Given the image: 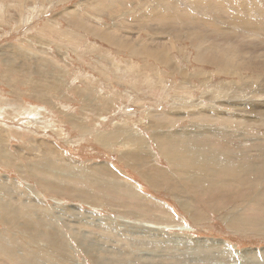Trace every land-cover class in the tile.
<instances>
[{"label": "rangeland", "instance_id": "374dc122", "mask_svg": "<svg viewBox=\"0 0 264 264\" xmlns=\"http://www.w3.org/2000/svg\"><path fill=\"white\" fill-rule=\"evenodd\" d=\"M243 9L240 0H0V264H264V232L232 234L221 221L229 198L249 189L228 184L195 201L192 189L184 204L198 223L171 197L174 172L196 166V136L211 157L205 178L233 167L260 185L264 76L216 40L236 17L246 22L235 16ZM163 44L169 60L159 62ZM198 51L208 56L197 61ZM234 94L256 101L244 108ZM155 126L178 150L160 148ZM135 141L146 157L133 167L123 154ZM187 152L188 166L178 158ZM251 212L264 218V208Z\"/></svg>", "mask_w": 264, "mask_h": 264}, {"label": "crops", "instance_id": "0c3cea01", "mask_svg": "<svg viewBox=\"0 0 264 264\" xmlns=\"http://www.w3.org/2000/svg\"><path fill=\"white\" fill-rule=\"evenodd\" d=\"M4 79H5L6 86L8 87L9 75H4ZM20 82H21V79H17V80H15V84L14 85H18V83H20ZM12 83H11V85H13ZM30 84H31V86H34L35 85V83H30ZM34 90H35V87L33 88V91ZM36 93H38V92L36 91ZM167 123H170V122L168 121ZM158 129H159V127H156L155 126L154 139H156L157 141L158 140H161V142H164L162 139H166V140H169L170 139L171 134H159L160 130L158 131ZM175 134H173V135H175ZM176 136L180 137L181 138V141H183V142H184V139L188 140L186 136L183 137L180 133L176 134ZM214 139H215V135H213L211 137V140L212 141ZM161 142H159L162 145V146H160V148L161 149L164 148V150L166 151V153H168L170 151L172 152V150H174V149L175 150H178V144L175 143L176 141H172V143H166V142L161 143ZM192 142H195L197 144V146L195 148V155H196L195 156V159H196V162H197L196 163V166L195 167H192V168L190 167V169H194V170L181 169V167H180V170L181 171L178 169V172L175 173V176H176L175 179L178 180V178H179L178 183L174 182V180H173L174 185L176 187H180L179 188L180 189V192H179V196L178 195H174V196H171V197H177V196L179 197V205L178 206H179L180 210H182L183 214H185V212L183 210V206H185V204H187V203L188 204L192 203V201H189V199L187 198V200L189 202H186L184 204L185 198L188 196V194L190 193V191L192 189H194V197L196 196L195 199H194V201H195L196 198H197V195L201 191H206L207 189H210V188H217V187H221V186H226L228 184H230V185H238L239 188L241 187L242 189H249L250 190L249 198L248 199L245 198V197L238 198V196L235 197V198L233 197L234 199L229 198L228 203H225V205H224V206H226L227 211L225 212V215H223L221 217V221L223 222V224L226 226V228L232 234L252 232V231L255 234H257L259 232H264V231H260L263 228H260V230L258 228L259 226H261L263 224L264 218L262 219V218L255 217V216L254 217L251 216V217H248L247 218V215H246L247 214V208H248V210H249L250 213H253V212H251V210L254 207L257 208V206H258V207L264 208V180L262 179L264 177V173H262V175H259L260 176V182H259L260 185L256 189H253V178H252V174H247L246 172L243 173V174L242 173L236 174L234 172L236 170L233 167H231V169L228 170V171H216V172H214V178H213V181H211L212 179L209 176L210 171H208V174L206 175V178H205V170H203L202 169V166H201V162H204L205 161V159L202 158L203 157L202 154L205 153V152L203 153V150H204L203 149V144L198 140V136H196V139H194V141H192ZM207 143H209V142H207ZM134 144L137 147L135 150H132V151H134V154H132V152H128V153L123 154V156L125 158L129 157L130 160L132 159L133 167L137 165L135 163H136V160H138L139 157H140V159L146 157L145 152L142 151V144L140 142H138V141H135ZM192 145H194V144H192ZM207 146H209V145H207ZM198 147L201 148L200 151H199ZM138 149H140V151H138ZM137 153H138V155H136ZM188 155H189V153L186 155L187 156L186 157L187 158L186 160L183 158V155H180L178 158L180 160H183V162L186 161V163H187V161H188ZM147 158H149V156ZM1 165L2 164L0 163V166ZM140 165H142V164L140 163ZM187 165H188V163H187ZM176 166H177V164H176ZM182 170H184L183 173H182ZM179 172H181V173H179ZM137 174L139 176L140 175H142V176L147 175V174H145L143 172H141V173H138L137 172ZM259 174H261V173H259ZM220 175H224V176L225 175H228V176L226 178H224L223 181H220L219 180V176ZM181 177L183 179H181ZM194 180L196 181V183L195 184H192V182ZM175 186H173V187H175ZM173 192H171V193H173ZM221 192H223V191H219V193H221ZM175 193L176 192H174V194ZM181 195H185V198H183V199L180 198ZM238 207H240V208L237 209ZM186 211L189 212V208L186 209ZM190 213L193 215V217H194V215L197 214L196 212L193 213L191 210H190ZM235 216H237V217L234 218ZM195 217H196L197 220H194L195 219L194 218L193 221H195L196 223H198L201 220H203V215H202V218H200V220H198L197 215ZM240 218L246 220L245 228L238 227V224L239 223L244 224L243 222L240 221ZM249 224H252V225H249ZM258 235H260V234H258ZM198 240H200L201 242H205L206 241L204 239H198ZM213 243L215 244L216 242H213ZM218 243H219V245H222L221 242H218ZM236 247L227 246V249H226L225 252H227L229 255H232V254L237 253L238 251L239 252H243V250H246V249L237 250ZM262 249H264V248H262ZM252 250L256 253V251L254 249H252ZM260 255L257 258V261L262 260V258H261L262 256L260 257ZM237 256H239V255H237ZM236 262L239 263V260H237ZM246 262L247 261H245L244 258H241L240 259V263L241 264H246Z\"/></svg>", "mask_w": 264, "mask_h": 264}, {"label": "bare ground", "instance_id": "6f19581e", "mask_svg": "<svg viewBox=\"0 0 264 264\" xmlns=\"http://www.w3.org/2000/svg\"><path fill=\"white\" fill-rule=\"evenodd\" d=\"M240 1H241V4H242L244 9L241 11V13H236L235 16H242L246 20V22H243V19L241 17H236V19L238 21H240V25L238 27H236L231 33L225 34L224 37H223V35H219L217 37V39H216V40H219V41H217L218 47L220 49V53L224 57L228 56V55H232L233 56L235 53L236 54H241L245 59L248 60V63L245 65V70H247L249 72L257 73V74H259L261 76H264V0H240ZM244 1H246V2L250 3V5H252L250 10H246L245 9L246 5H245ZM245 26H247V28H245ZM240 28L242 29V31H241ZM165 47H164V44H163V48H165ZM163 50H165V52L163 51V52H160V53H158L156 55V59L159 62H163V61H168L169 60V55H168L167 52L170 51V48H167L168 51L166 50V48L163 49ZM209 54L211 55L212 53L210 52ZM206 55L208 56V52L207 53L206 52L202 53V52L198 51V53H197L198 57L196 58L197 61H201L203 59L202 57L206 56ZM214 98H217V99L222 98L223 100H227L226 98H228V96L226 94H224V93L218 92V93H216V95H214ZM229 98H231V99H229L230 101L237 100L238 102L241 103L240 105L242 107H244V108H247L248 106H253L252 102L256 101L254 98L245 99V97L242 94L230 95ZM186 105H188V104H186ZM192 105L193 104H190L189 108L192 107ZM191 109H194V108H191ZM187 110H188V108H187ZM202 111L203 110L198 111V114H201ZM156 120H157L156 123L159 124L160 121L158 119H156ZM223 120L226 121V122L229 121V119H223ZM185 136L187 137V135H185ZM132 154H134V153H132ZM204 155L206 156V152L204 153ZM186 157L183 156V158L185 160L187 159ZM210 158L211 157H205L204 159L206 161H208V160H210ZM136 161H138V160H136ZM146 161H147V158H146ZM188 161H187V163H189ZM190 161H192V160H190ZM176 163H179V162H176ZM141 164H142V161H141ZM140 166H142V165H140ZM186 166H188V165H186ZM209 169H212V167L209 168ZM177 172H178V170L176 172H174V174L177 173ZM146 173H147V170H146ZM179 173H181V172H179ZM181 179H183V178H181ZM174 180H176V179H174ZM178 180H179V178H178ZM159 181L161 182V180H159ZM147 183H149V182H147ZM176 183H178V182H176ZM154 184H155V182H154ZM156 185H158V184H156ZM178 191L180 192V190H178ZM188 208L189 207L187 205L183 206V210H184L185 214H187L190 219L193 220L195 218L194 220H197L196 217H195L196 215H194V217H193V215L190 213V210H189V212L186 211V209H188ZM249 225H252V224H249Z\"/></svg>", "mask_w": 264, "mask_h": 264}]
</instances>
